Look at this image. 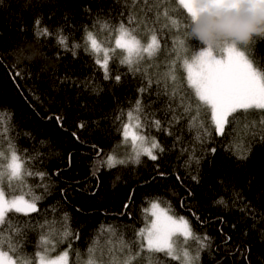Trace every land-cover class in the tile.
Returning a JSON list of instances; mask_svg holds the SVG:
<instances>
[{
  "label": "trees",
  "instance_id": "16d2710c",
  "mask_svg": "<svg viewBox=\"0 0 264 264\" xmlns=\"http://www.w3.org/2000/svg\"><path fill=\"white\" fill-rule=\"evenodd\" d=\"M25 3L28 0H0V130L7 129V136L29 161L26 171L34 173L13 195L30 199L26 193L31 188L43 199L37 203L39 215L14 217L32 224L43 223L45 216L62 222L67 213L72 235L58 236L52 255L67 250L69 264H85L89 248L95 246L96 256L103 255L107 264L109 249L121 236L134 240L150 220L148 204L157 201L170 215L188 220L195 236L210 238L203 249L193 240L200 256L197 264H264V140L252 135L259 132L264 113H238L224 135L216 134L210 109L189 87L183 65L185 58L204 48L184 33L187 11L176 0H151L153 10L145 24L143 0L135 5L132 0H31L24 8ZM156 6L161 13L158 23H154ZM165 6L181 27H164ZM129 13L139 16L127 25L132 34L143 42L155 34L159 43L151 57L136 59L131 66L121 63V51L113 47L116 28L121 20L127 22ZM38 18L49 36H36ZM85 28L110 49L109 79L93 52L85 51ZM59 35L68 37L67 49L58 44ZM178 38L185 40L187 51L174 43ZM75 44L79 47L73 49ZM20 49H26L31 59L18 61L15 53ZM245 53L264 72V39L254 40ZM116 75H121L119 83ZM141 87L148 91L140 93ZM130 111L139 120L140 133L165 151L153 150L157 161L142 155L138 164L129 161L110 168L108 155L122 159L134 155L126 150L130 145L122 135ZM58 116L63 120L58 122ZM154 120L161 122L159 129ZM241 144L251 146L243 160L236 151ZM39 172L47 174L43 180L35 175ZM41 184L47 191L37 187ZM220 199L226 205H218ZM57 228L63 230L60 223ZM39 235V230L30 231L23 251L9 254L14 260L31 259ZM155 259L160 264H181L164 253Z\"/></svg>",
  "mask_w": 264,
  "mask_h": 264
},
{
  "label": "snow or ice",
  "instance_id": "6c2138e0",
  "mask_svg": "<svg viewBox=\"0 0 264 264\" xmlns=\"http://www.w3.org/2000/svg\"><path fill=\"white\" fill-rule=\"evenodd\" d=\"M31 0H28L30 3ZM137 0H132L135 5ZM176 2L183 7L189 16H194L203 7L208 6H236L241 0H204L201 4L200 0H176ZM255 3L264 4V0H254ZM28 3L23 5L24 8L28 7ZM144 8L141 10L145 15V24L148 22L149 14L153 8L151 6V0H143ZM157 7V14L154 23L159 22L160 6ZM124 13H121L123 16ZM163 16L168 23L164 27H168L171 24L174 27H181L175 19H173L170 12L165 6ZM139 16L129 13V19L127 22L121 20L116 31L119 35L116 38L117 48L125 50L128 55L121 63L132 64V58L139 57L142 53H147L149 56L159 47L158 38L154 34L151 36L147 46L141 45L140 41L132 34V30L127 25H131L134 21L138 20ZM99 23V21H97ZM41 19L35 20L36 36L45 37L51 33L47 27L40 28ZM107 22H105V26ZM184 33L188 36L189 24L188 22L183 24ZM57 31H60L59 29ZM85 42L88 45L85 51L99 52L100 45L92 31L85 28ZM175 44L179 45L180 50L187 51L185 49V40L177 39ZM58 44L65 49L68 48V37L64 35L58 36ZM79 45H72V48H78ZM26 49H20L16 54L17 60L21 57L25 59H31L26 55ZM225 56L223 59L214 58L208 51H201L199 55L192 53L190 58L183 60V65L187 71L188 85L195 92L196 97L202 103L203 106L210 109L211 122L215 127L217 135H224L226 126L232 122V119L238 113H248L252 111H260L264 113V72H258L254 67L252 61L247 57L245 51H238L234 48H227L224 51ZM73 55L76 53L73 51ZM178 57L180 52L177 53ZM108 52L105 51V59L101 64L100 60L96 63L100 64L105 69V79H109L108 75ZM20 73L17 72L16 76ZM175 79V76H172ZM115 80L117 83L121 81V75H116ZM151 82H149L150 86ZM140 93L148 91V88L141 87L138 89ZM137 108L135 111L139 113L142 109L140 107L141 100L136 101ZM129 118L133 117V112L128 113ZM57 121L63 120L62 116H58ZM119 119V118H118ZM175 119H179L176 117ZM153 125L160 128L161 122L159 120L152 121ZM85 125L81 123L80 127ZM259 132H253V138L259 134L261 140H264V119L260 121ZM130 125L125 123L123 125V137L125 142L131 136L132 147L134 155H130L127 159H117L113 155H108V166L115 167L116 165H123L131 161L132 163H140L141 156L147 155L152 161H157L159 156L154 154L153 150L158 149L160 154H163L165 149L160 146L154 139L150 147H143V143L146 138L139 135L135 131L130 132ZM136 127H140L139 120L137 118ZM256 127L255 123L252 125ZM209 135L207 131L204 133ZM171 135V133H170ZM76 136V133H73ZM79 139V137H76ZM199 138V137H198ZM179 139V138H178ZM137 141L141 144L138 147ZM4 143H7V149L3 148ZM95 148V145L92 146ZM216 149L213 148L212 152L215 153ZM236 151L239 153V159H246L248 153L251 151V146L245 148L243 144L236 146ZM29 163L20 154L19 149L16 148L12 142V138L7 136V129L0 130V264H68V251L61 252L59 255H52L56 248L57 237L66 238L71 236L72 233L67 227L68 215L65 213L62 218V222L55 220L48 221L46 216L43 223L37 221L32 224L29 221L21 222L19 217H14L13 214H23L25 217H29L31 214H40V209L37 203L43 199L42 196H35L32 189L29 188L26 195L30 196V199H25L24 195H13L17 188L23 189L26 187L25 179L28 176L34 175L30 171H26L25 166ZM69 163H71V154H69ZM198 163V161H197ZM95 175V173H93ZM41 177V180L47 175L44 172L35 173ZM164 175L163 172L160 173ZM194 181H198L197 176H193ZM37 187H44L47 191V185H38ZM12 196L8 199V196ZM191 195V192H189ZM131 199V197L129 198ZM218 205H226L223 199L216 201ZM127 210L129 205L125 204ZM151 215L154 219L151 220L150 225L146 224L145 228L140 229L135 233V239L132 241H125L123 237L119 239L116 246L109 249L108 254L111 259L107 264H138L139 261L144 260L147 264H160L155 259L156 254L164 253L171 260H179L181 264H196L199 261V251L196 256H191L185 248L182 252H177L174 247V237L182 235L185 238H191L199 242L200 248L203 249L206 244L205 241L210 238L205 236L201 239L195 236L192 232L188 220L184 217H179V220L175 219L172 215L168 214V211L160 208L159 203L152 202ZM50 210L55 213L57 209L51 207ZM147 211V210H146ZM244 211V209H241ZM128 214L127 212L122 215ZM60 223L62 231L57 228V224ZM39 230V240L37 243L38 250L35 252L31 259L17 258L13 259V255L23 251V243L25 242L28 233L30 231ZM109 231L115 234V228L110 226ZM8 250L5 251L4 249ZM96 247L89 248V259L85 264H105L103 255L96 256ZM126 253V254H125Z\"/></svg>",
  "mask_w": 264,
  "mask_h": 264
},
{
  "label": "clouds",
  "instance_id": "9594fccd",
  "mask_svg": "<svg viewBox=\"0 0 264 264\" xmlns=\"http://www.w3.org/2000/svg\"><path fill=\"white\" fill-rule=\"evenodd\" d=\"M188 24V38L198 40L202 51L216 55L227 48L245 51L257 38L264 39V4L241 0L236 6L203 7L189 16Z\"/></svg>",
  "mask_w": 264,
  "mask_h": 264
},
{
  "label": "rangeland",
  "instance_id": "374dc122",
  "mask_svg": "<svg viewBox=\"0 0 264 264\" xmlns=\"http://www.w3.org/2000/svg\"><path fill=\"white\" fill-rule=\"evenodd\" d=\"M119 35V32H116V34H115V36H114V38H113V47L114 48H117V46H116V38H117V36ZM150 38L151 37H148V39L146 40V41H140L139 39V41H140V43H141V45H143V46H147V44L149 43V41H150ZM98 41V40H97ZM98 43H99V45H100V51L99 52H94V51H92L93 52V54L95 55V57H96V59L97 60H100V62H101V64L104 62V59H105V51H107L108 52V54H109V51H110V49L109 48H107V47H105L104 45H102L99 41H98ZM117 49H119L120 51H121V54H122V60H125V58L127 57V55H128V53L125 51V50H123V49H120V48H117ZM203 50V49H202ZM202 50H200L196 55H199V53L202 51ZM156 51V50H155ZM155 51L153 52V54L155 53ZM152 54V55H153ZM151 55V56H152ZM213 55V57L214 58H218V59H223L224 58V56H225V53H222V54H220V55H216L215 53H213L212 54ZM144 56H147V57H151V56H149L147 53H142L139 57H133L132 58V62L133 61H135L136 59H141L142 57H144ZM254 67V66H253ZM255 68V67H254ZM256 69V68H255ZM257 70V69H256ZM185 71H186V68H185ZM258 71V70H257ZM187 72V71H186ZM259 72V71H258ZM127 124H129L131 127H130V132L131 131H135L136 133H138L139 135H142L141 133H140V127H136V124H137V117L135 116V115H133V117L130 119L129 117H128V120H127V122H126ZM143 136V135H142ZM152 141H153V139H151V138H148V139H146L145 140V142L143 143V147H150L151 146V143H152ZM127 142H128V144L130 145V147H127L126 148V150H128L129 152H131V153H134L133 152V147H132V141H131V136H129V138L127 139ZM127 143H125V145L127 146L128 145ZM140 144H141V142L140 141H137V146L139 147L140 146ZM117 159H122V158H119V157H116ZM106 165H108V163L106 162ZM8 199H11L12 197H7ZM26 199V198H25ZM27 200V199H26ZM152 202H157V201H151L149 204H148V206H147V212H148V214H149V216H150V220L148 221V225H150V223H151V220L152 219H154V217H152V215H151V212H152V209H151V204H152ZM158 203V202H157ZM159 205H160V203H159ZM160 208H162V209H165L163 206H161L160 205ZM166 210V209H165ZM167 211V210H166ZM169 214V213H168ZM170 215V214H169ZM174 217V216H173ZM175 219H177V220H179V218L178 217H174ZM146 226V225H145ZM145 226H144V228H145ZM174 247L177 249V252L179 253V252H182L185 248L187 249V251L189 252V254L191 255V256H196L197 254H196V247H194V245H193V239H191V238H185V237H183L182 235H177V236H175L174 238ZM179 261V260H178ZM181 262V261H180ZM68 264H69V260H68ZM196 264H197V262H196Z\"/></svg>",
  "mask_w": 264,
  "mask_h": 264
}]
</instances>
